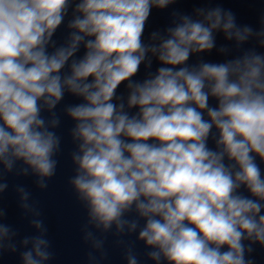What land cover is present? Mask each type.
<instances>
[{"label": "clouds", "instance_id": "obj_1", "mask_svg": "<svg viewBox=\"0 0 264 264\" xmlns=\"http://www.w3.org/2000/svg\"><path fill=\"white\" fill-rule=\"evenodd\" d=\"M176 2L0 0V193L14 170L47 188L61 145L54 110L71 95L79 102L64 109L77 146L69 183L87 211L84 240L94 250L104 241L89 226L138 232L155 264H254V245L264 248V54L188 62L211 53L217 33L237 48L252 38L264 48V20L254 31L219 6L173 12L171 25L145 43L153 9ZM154 60V72L134 79ZM16 191L38 233L19 241L21 262L46 264L53 254L41 213L24 187ZM16 235L0 222V255L17 252ZM125 258L138 264L131 248Z\"/></svg>", "mask_w": 264, "mask_h": 264}, {"label": "water", "instance_id": "obj_2", "mask_svg": "<svg viewBox=\"0 0 264 264\" xmlns=\"http://www.w3.org/2000/svg\"><path fill=\"white\" fill-rule=\"evenodd\" d=\"M222 7L230 9L236 16L238 25H249L254 31L261 29V21L264 20V0H177L164 10L153 9L146 24L144 41L149 42V35L152 31H164L172 23L173 12L181 14H193L194 9L204 7ZM71 18V10L65 18L64 24L55 33L53 40L57 45L64 42L68 32L66 24ZM225 46L229 49L227 54H221L218 49ZM52 49L50 48L49 51ZM255 50L264 54V48H261L259 41L255 38L250 39L246 44L236 47L234 42L226 41L223 34H216V48L211 53L201 56H192L189 64H196L200 61L223 62L228 59L237 58L245 51ZM83 54V49L78 55ZM158 64L153 62L151 69L146 70L141 65L140 71L134 79L142 80L147 71L154 72ZM126 96V89L121 85L118 89V95ZM79 100L71 95H65V98L54 110L60 119L59 126L54 129L61 138L60 151L56 155L58 165L56 174L47 181V188L41 190L36 185V177L32 175H18L14 170L12 173L3 175V182L8 184V188L0 193V208L4 211V216L0 222L8 225L17 233L15 242L17 243V252L11 253L7 250L0 255V264H22L20 253L25 249L19 247V241L24 237L37 235L36 230L31 226L32 216L26 214L20 206V198L17 193V187H24L30 193V203H33L41 213L40 219L43 220L47 228L46 238L50 241L49 251L53 254L52 258L46 264H127L126 252L132 249L137 256L138 264H155L147 257L149 249L145 248L142 241L137 239V233L117 235L115 229L108 233H101L99 230L89 226L88 230L93 231L97 238L104 241L103 249L96 251L91 247L90 242L84 240V229L87 225V211L72 189L69 181L75 174V166L72 163L71 154L76 150V144L71 137V129L74 122L65 114L66 106L78 103ZM210 106H215L216 101L210 98ZM45 119L50 118L46 111L42 113ZM214 131V130H213ZM209 147L214 148V141L209 138ZM259 163V161H258ZM21 165L18 164L17 168ZM264 170V164H261ZM243 192L244 190L241 189ZM247 195L246 192H244ZM128 218H135L134 213H130ZM143 224V221H141ZM90 254L94 257L90 260ZM254 264H264V248L254 245V251L248 257ZM163 264V262H162Z\"/></svg>", "mask_w": 264, "mask_h": 264}]
</instances>
